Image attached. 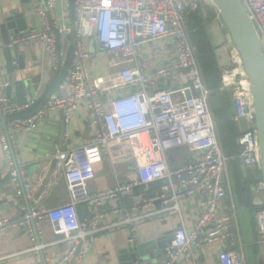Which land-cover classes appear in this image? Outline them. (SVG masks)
Instances as JSON below:
<instances>
[{
  "label": "built area",
  "instance_id": "built-area-1",
  "mask_svg": "<svg viewBox=\"0 0 264 264\" xmlns=\"http://www.w3.org/2000/svg\"><path fill=\"white\" fill-rule=\"evenodd\" d=\"M43 19V28L36 36L45 49L55 57H66L58 43L70 46L75 42L73 63L60 91L39 114L18 122L23 131H32L44 119L49 110L61 109L65 125L71 122L74 112L84 102L95 126L93 143L69 150H59L56 158L64 171L69 203L40 211L35 206L24 208L19 222L0 221V229L6 226L21 228L32 233L33 220L46 217L54 234L71 242L68 252L52 264H83L92 242L88 236L111 215H122V223L129 226L134 242L137 223H143L154 215V205L161 201L175 209L181 199L199 196L203 213L192 232L180 227L166 248L165 264H175L184 258L193 242L200 245L235 240L231 223L236 213L219 215L222 203L227 199L230 157L226 155L219 138L217 125L209 108L211 91L204 85L188 33L189 9L195 11L203 5L213 7L208 0H74L75 24L67 22L68 15L59 8V0H33ZM249 18L254 25L264 52V0H243ZM214 8V7H213ZM215 9V8H214ZM218 21L219 15L215 9ZM206 13V12H205ZM53 27L58 31L55 33ZM58 35L60 41L58 42ZM95 37L107 55H120L128 65L120 72L121 84L113 86L119 95L106 107L101 100L102 87L92 80L87 62L91 56L87 41ZM174 41L176 61L163 65L155 72L145 71L142 47L163 40ZM230 65L222 69L220 90L232 92L235 101V122L245 117L249 130L239 134L241 153L251 174L261 173V150L251 101L250 85L238 48L229 40L224 45ZM63 59V58H62ZM177 83L168 87L170 83ZM0 77V88H3ZM193 89L196 95L193 94ZM191 93V95H189ZM2 117L21 109L5 98L0 90ZM128 142L131 160L138 177L126 183L106 189L92 196L88 183L96 178L97 166L110 156L113 143ZM0 144L4 157L10 159L11 183L18 198H33L34 189L22 162L14 159L12 148L0 130ZM187 147L196 158L179 167H170L167 154L177 148ZM156 183L157 191L147 195L142 189ZM251 193L261 204L255 206L257 244L264 249V181H254ZM133 204L127 206L128 199ZM86 203L88 211L81 217L78 205ZM99 208L100 210H97ZM226 243V242H225ZM41 247L36 249L39 264ZM221 264H246L238 251H224L219 255Z\"/></svg>",
  "mask_w": 264,
  "mask_h": 264
},
{
  "label": "crops",
  "instance_id": "crops-1",
  "mask_svg": "<svg viewBox=\"0 0 264 264\" xmlns=\"http://www.w3.org/2000/svg\"><path fill=\"white\" fill-rule=\"evenodd\" d=\"M34 4L33 0L27 2L0 0V27L7 17L17 12L25 14L28 33L20 39L19 43L20 54L25 56L26 68L17 74L21 73L26 80L32 83H39L41 93L54 75L59 59L45 49L39 38L28 39L30 36H36L43 28L44 21ZM59 8L67 13V22L72 25L71 0H59ZM213 22L215 21L204 25L200 19L199 25H204V27L194 34L188 33L195 49L201 79L211 91L208 104L217 125L219 138L226 155L230 157L228 195L220 207L219 215L233 213V210L236 213V219L231 223V233L235 240L229 239L225 241L226 243L200 246V241L193 242L188 254L181 259L179 264H221L220 253L234 250L244 255L246 264H264V249L257 244L255 197L252 193L251 195L248 193L251 186L249 178L252 175L249 172L248 182L243 176L240 158L241 145L238 144L236 137L240 133V128L234 120L235 114L231 109L230 92L220 90L222 69L219 66L217 49L214 47L215 33L211 26ZM191 25L190 30L192 31L195 29V23L192 21ZM53 31L56 33L54 27ZM60 46L66 53V57H62L64 61L70 46L62 45V42ZM87 46L91 54L87 68L92 80L103 88L100 91V97L104 105L109 107V102L113 98L130 92L129 90L117 92L113 89V86L121 84L120 72L128 65V61L120 55H107L95 37L88 39ZM4 49L0 30V77L2 83H7L9 74ZM208 50L210 52L205 53ZM142 51L147 73L155 72L160 66L174 63L177 57L174 41L169 39L145 44ZM176 85L177 83L173 82L168 87ZM0 90L4 94L2 87ZM17 124L18 122L9 125L11 136L9 143L11 148L13 147L16 157L14 159L24 165L34 193L31 200L16 196L11 183L10 159L4 157L0 144V221L8 220L10 224L19 222L23 209H29L31 205L40 211H48L69 203L64 171L59 167L56 154L59 150L89 145L96 139L95 126L84 102L80 104L70 124L66 126L63 142H61V135L64 119L61 109L47 111L44 119L38 124V128L27 134H24ZM0 130L4 133L3 127ZM113 148L116 150L115 156L111 152L110 156H107L97 166L96 178L89 182L88 190L92 196L99 195L106 189L139 176L134 162L130 159L128 142L113 143ZM195 158L196 155L187 147L173 149L167 154L168 163L172 168L186 165ZM159 186L156 183L146 184L142 189H137L136 193L144 190L147 195H151L157 191ZM201 202L202 199L199 196L181 199L178 203V210L172 204H155L154 210L157 212L148 217L145 222L137 223L136 239L147 241L162 235H172L180 227H185L189 233L192 232L204 210ZM126 204L131 206L133 199H128ZM78 210L80 216L85 217L88 205L81 203L78 205ZM97 210L100 209L97 208ZM123 219L122 215L109 214L99 228L88 236L87 240L92 242V248L83 264H120V253L126 248L131 237L130 228L122 223ZM35 222L41 245L37 243L33 228L32 233L12 226L0 229V264H39L36 256V249L39 247L42 250L40 251L42 264H44L42 254L45 255L47 263L52 264L58 262L68 252L71 242L56 236L46 217L39 218ZM165 260L164 254L156 264H165Z\"/></svg>",
  "mask_w": 264,
  "mask_h": 264
},
{
  "label": "water",
  "instance_id": "water-1",
  "mask_svg": "<svg viewBox=\"0 0 264 264\" xmlns=\"http://www.w3.org/2000/svg\"><path fill=\"white\" fill-rule=\"evenodd\" d=\"M28 1V0H23ZM209 3L217 10L219 20L211 23L214 28L215 36L214 47L217 49L216 54L221 69L230 65V58L224 45L227 41L231 40L238 48L244 68L250 85L251 101L255 114L256 130L258 135V142L261 150L262 161V178L264 181V52L262 49L259 35L252 24L247 10L244 6L243 0H208ZM71 11L73 25L76 21L74 10V0H71ZM1 36L4 44V57L8 69V82L3 83L4 96L10 102L16 104L21 110L2 117L0 128L3 127L5 136L11 141L9 125L15 124L20 121H25L33 118L59 93L60 88L67 78L68 70L72 66L74 57V40L71 41L69 52L66 60L63 61L58 57L59 63L57 69L49 81L48 85L40 93V84L32 83L26 80L20 71L26 68L25 56L20 54V39L28 33V26L25 14L15 13L11 17H7L0 27ZM57 34L58 31L56 30ZM60 36L58 35V42ZM61 46L58 43V50ZM17 64L15 65V63ZM193 94L196 92L193 89ZM231 99L232 112L236 113L235 101L233 93H229ZM0 114L2 109L0 105ZM65 115L63 112V119ZM240 133L244 134L249 130V126L245 117L239 120ZM65 121L62 126L61 142L65 136ZM27 134V131H24ZM26 136V135H25ZM240 144V139H238ZM12 153L15 157L12 147ZM241 168L243 176L248 182L249 171L241 158ZM159 201L157 204H161ZM261 199H255V204H261ZM29 204V201H28ZM33 230L37 239L38 245H41L39 238L38 228L35 220H33ZM174 239L172 235H162L147 241L136 239L134 242L127 243L124 250L121 251L119 256L120 264H156L160 261L162 255L166 254V248ZM42 254V253H41ZM44 264H48L45 255L42 254ZM179 260L175 264H179Z\"/></svg>",
  "mask_w": 264,
  "mask_h": 264
},
{
  "label": "trees",
  "instance_id": "trees-1",
  "mask_svg": "<svg viewBox=\"0 0 264 264\" xmlns=\"http://www.w3.org/2000/svg\"><path fill=\"white\" fill-rule=\"evenodd\" d=\"M206 12V13H205ZM208 16V17H206ZM206 17V18H205ZM216 17V12L215 10L208 6V5H203V7H200L199 9H196L195 11H192L189 9V15H188V28H189V33L191 32L192 34H194V32H197L198 29L200 30L202 27H204V25L210 21H214ZM200 19H202V25H199V21ZM192 21L195 23V29H193L192 31L190 30V27L192 26L191 23ZM210 51L208 50L205 53H209ZM219 90V89H218ZM236 137L239 139L240 135H236ZM252 176H250L249 178V184L251 185V183H253L256 180H259L262 178V174L261 173H256V174H251ZM248 186V185H247ZM248 193L249 195H251L250 193V188L248 189Z\"/></svg>",
  "mask_w": 264,
  "mask_h": 264
},
{
  "label": "rangeland",
  "instance_id": "rangeland-1",
  "mask_svg": "<svg viewBox=\"0 0 264 264\" xmlns=\"http://www.w3.org/2000/svg\"><path fill=\"white\" fill-rule=\"evenodd\" d=\"M34 5H35V4H34ZM110 150H111V152H112V155L115 156V152H116V150L113 148V144H111V146H110ZM88 186H89V183H88ZM88 189H89V187H88Z\"/></svg>",
  "mask_w": 264,
  "mask_h": 264
}]
</instances>
